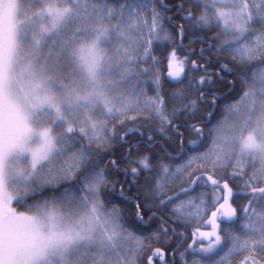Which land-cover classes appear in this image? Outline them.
Instances as JSON below:
<instances>
[{
	"label": "snow or ice",
	"instance_id": "obj_1",
	"mask_svg": "<svg viewBox=\"0 0 264 264\" xmlns=\"http://www.w3.org/2000/svg\"><path fill=\"white\" fill-rule=\"evenodd\" d=\"M0 264H264V0H0Z\"/></svg>",
	"mask_w": 264,
	"mask_h": 264
},
{
	"label": "trees",
	"instance_id": "obj_2",
	"mask_svg": "<svg viewBox=\"0 0 264 264\" xmlns=\"http://www.w3.org/2000/svg\"><path fill=\"white\" fill-rule=\"evenodd\" d=\"M163 67H164L165 75H166V64ZM189 235H190V233H189Z\"/></svg>",
	"mask_w": 264,
	"mask_h": 264
}]
</instances>
